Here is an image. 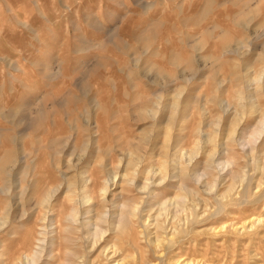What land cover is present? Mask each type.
Here are the masks:
<instances>
[{"label": "rangeland", "instance_id": "1", "mask_svg": "<svg viewBox=\"0 0 264 264\" xmlns=\"http://www.w3.org/2000/svg\"><path fill=\"white\" fill-rule=\"evenodd\" d=\"M263 114L264 0H0V264H264Z\"/></svg>", "mask_w": 264, "mask_h": 264}, {"label": "bare ground", "instance_id": "2", "mask_svg": "<svg viewBox=\"0 0 264 264\" xmlns=\"http://www.w3.org/2000/svg\"><path fill=\"white\" fill-rule=\"evenodd\" d=\"M211 34V33H210ZM238 44V43H237ZM225 50V49H224ZM228 50V49H227ZM226 53V52H225ZM44 70V69H43ZM44 73V72H43ZM50 76H52L51 74H50ZM252 109V108H251ZM264 115V114H263ZM263 121L261 122V125L258 127L259 129L258 130H254V133H253V135L251 136L252 137V140L254 141V142H256V141H258L261 137H262V134H263V132H264V119H262ZM260 124V123H259ZM232 136V135H231ZM231 141V140H230ZM229 142V141H228ZM195 151V150H194ZM195 153H197V152H195ZM1 169V168H0ZM194 176V175H193ZM239 179H240V177H239ZM151 180H153V179H151ZM150 180V181H151ZM108 183H106V185H107ZM142 185V184H141ZM107 187L108 186H104V188L101 190V194L103 195V197L107 194ZM113 187V186H112ZM186 187V186H185ZM187 188V187H186ZM56 190V189H55ZM146 191H147V189H146ZM191 191V190H190ZM231 191V190H230ZM179 192H182V193H184L185 192V188H182L181 187V189H180V191ZM257 192V191H256ZM52 194V193H51ZM91 195V194H90ZM184 198L185 197H183V196H179V197H177V199H176V201L174 202L175 203V206H174V208L176 209V212H184V209H183V205L185 204V200H184ZM231 199V198H230ZM230 199H229V201H230ZM169 200V199H168ZM235 201H237V198L235 199V197H234V199H233V202H235ZM77 202V201H76ZM163 202V201H162ZM172 202L173 201H171V203L170 202H168V203H165L164 205H162V207L160 208V210H166V209H170V207H171V204H172ZM189 202V201H188ZM208 202V201H207ZM192 203H194V202H192ZM74 204H77V203H74ZM203 204V203H202ZM235 204V203H234ZM49 205V204H48ZM93 205V199L91 198V197H89V196H84L83 197V199H82V202H81V205H80V209H77V207L76 208H74V209H72L70 212H69V214L66 216V217H64L65 219H64V223L62 222V224L63 225H65L66 226V228L64 229V231H66L67 232V230H68V228H70V229H73V230H75V231H80L81 232V229H86L87 227H92L93 228V232L92 233H89V234H91L90 236L88 235V237H89V243L91 244V249L93 250L96 246H97V243L102 239V236L104 235V232L98 227L101 223H105V221H107L106 220V218L108 217V214L107 213H102L101 215H99V216H97V219H96V221H94V222H91V219L90 218H88V217H81V214H80V212H81V209L83 210V213H82V215H88V214H90L89 213V208L91 207ZM139 206V205H138ZM129 207V206H128ZM196 207V206H195ZM45 208V207H44ZM97 208V207H96ZM120 208V207H119ZM123 208V207H122ZM124 208H125V206H124ZM127 208V207H126ZM197 208V207H196ZM46 209V208H45ZM124 210V209H123ZM136 211V210H135ZM158 211V210H157ZM196 211V210H195ZM121 213V212H120ZM123 213V212H122ZM129 213H130V211H129ZM133 213L134 212H132L131 213V215L132 216H134L133 215ZM47 214V216H48V213H46ZM124 214V213H123ZM193 214V210H191V211H189V218H191L192 217V221L191 222H189V224H184L185 225V227H186V233H187V235H189L191 232H192V227L194 226V224L196 225V224H203V223H205L208 219H206V218H201L200 220H196V217L195 216H193L192 215ZM51 215V214H50ZM183 215V214H182ZM89 216V215H88ZM92 217H94V216H92ZM124 217H125V215H124ZM126 217H127V215H126ZM117 220H118V218H116ZM123 219H126V218H120V220H119V222H118V224L116 225L117 226V228L118 229H120L121 227H122V225H123V223L124 224H126L125 222H122V220ZM53 221V220H52ZM123 221H125V220H123ZM127 222V221H126ZM187 222V221H186ZM246 222V221H245ZM40 223H41V225H40V227H39V230L36 232V235L38 236L37 238H36V242H35V251H34V253H32L31 255H27V256H23V258H24V263L23 264H38L40 261H41V258H42V256H43V253L46 251V248H47V246H48V244H46V242H47V240H46V236L49 234V232L51 231V230H53L54 228L56 229V227L53 225V224H51V225H49L48 226V222H47V217H46V215H44L43 216V218L41 219V221H40ZM48 223V224H47ZM117 223V222H116ZM167 223V222H166ZM185 223V222H184ZM255 223V222H254ZM261 223H263V222H261ZM192 224H193V226H192ZM248 224H249V222H248ZM253 223H250V225H252ZM56 225V224H55ZM256 225V224H255ZM57 226V225H56ZM116 226H114V227H116ZM254 227V226H253ZM123 228H124V226H123ZM247 228V227H246ZM116 229V228H115ZM253 229V228H252ZM123 230V229H122ZM64 231H63V234H64ZM72 231V230H71ZM74 231V232H75ZM118 231V230H117ZM120 231V230H119ZM244 232H245V230H243ZM73 231H72V233H74ZM243 232V233H244ZM55 233V232H54ZM88 233V232H87ZM241 233V232H240ZM239 234V233H238ZM75 235V234H74ZM142 235V234H141ZM242 235V234H241ZM71 236V235H70ZM73 236V235H72ZM186 236V235H185ZM50 237V236H49ZM55 238V237H54ZM69 238V237H68ZM183 238V237H182ZM51 240H53L52 238H51ZM174 241V240H173ZM179 241H181V240H179ZM182 242V241H181ZM184 242V241H183ZM174 243H175V241H174ZM50 244H52V243H50ZM50 244H49V246H50ZM179 244V243H178ZM165 247V246H164ZM82 248V247H81ZM4 253V252H3ZM105 253V252H104ZM103 253V254H104ZM22 255V254H21ZM74 256H76V255H74ZM84 257V256H83ZM83 257H77V258H75L76 260H77V262L75 263V264H85V259L83 258ZM162 257V256H161ZM19 259V258H18ZM18 259H16L17 261H18ZM165 259V258H164ZM20 261V260H19ZM164 262V261H163ZM16 263V262H15ZM50 264V263H49ZM184 264H191V263H184Z\"/></svg>", "mask_w": 264, "mask_h": 264}]
</instances>
